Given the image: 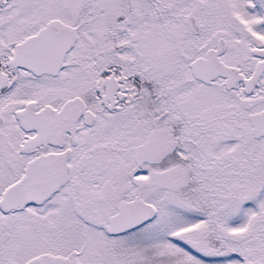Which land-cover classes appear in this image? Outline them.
<instances>
[{
	"label": "snow or ice",
	"instance_id": "snow-or-ice-1",
	"mask_svg": "<svg viewBox=\"0 0 264 264\" xmlns=\"http://www.w3.org/2000/svg\"><path fill=\"white\" fill-rule=\"evenodd\" d=\"M0 264H264V0H0Z\"/></svg>",
	"mask_w": 264,
	"mask_h": 264
}]
</instances>
